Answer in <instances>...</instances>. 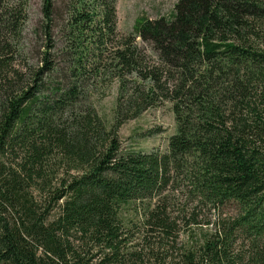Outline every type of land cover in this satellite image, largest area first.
<instances>
[{"label":"trees","instance_id":"obj_1","mask_svg":"<svg viewBox=\"0 0 264 264\" xmlns=\"http://www.w3.org/2000/svg\"><path fill=\"white\" fill-rule=\"evenodd\" d=\"M116 2L43 0L21 68L28 0H0V264H264V0H179L129 35ZM163 102L167 149L124 148Z\"/></svg>","mask_w":264,"mask_h":264},{"label":"rangeland","instance_id":"obj_2","mask_svg":"<svg viewBox=\"0 0 264 264\" xmlns=\"http://www.w3.org/2000/svg\"><path fill=\"white\" fill-rule=\"evenodd\" d=\"M42 1L28 0L27 3V19L24 25V33L21 41V48L24 53L17 55V66H25L27 63L37 61V51L41 49L42 36L38 32L41 30L42 23ZM179 0H117L116 9L118 17V32L129 35L134 31L136 20L140 17L156 19L160 17L169 18L174 10L175 4ZM62 28H57L54 33L56 39V48H61L62 39H65L66 32L62 33ZM137 43L141 47L149 50L154 60H157L156 54L150 50L143 41L138 38ZM102 53V52H100ZM93 60L104 62L107 55L102 57H93ZM102 60V61H101ZM22 68V67H21ZM96 81L95 101L97 109L109 123L114 121V111L116 108L117 98L119 95V83L113 81L109 83V79H101ZM110 84L109 86H107ZM176 132V120L170 102L150 108L140 117L127 121L120 130L122 146L126 149L151 151H165L168 147L169 138ZM230 209V208H229ZM210 228H204L208 231Z\"/></svg>","mask_w":264,"mask_h":264}]
</instances>
